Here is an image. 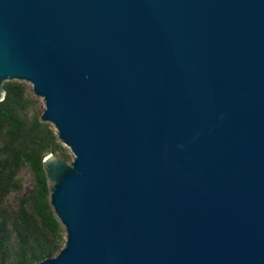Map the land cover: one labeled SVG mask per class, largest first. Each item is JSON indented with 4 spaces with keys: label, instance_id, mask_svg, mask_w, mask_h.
I'll return each instance as SVG.
<instances>
[{
    "label": "water",
    "instance_id": "obj_1",
    "mask_svg": "<svg viewBox=\"0 0 264 264\" xmlns=\"http://www.w3.org/2000/svg\"><path fill=\"white\" fill-rule=\"evenodd\" d=\"M12 80L73 155L33 264H264V0H0Z\"/></svg>",
    "mask_w": 264,
    "mask_h": 264
},
{
    "label": "trees",
    "instance_id": "obj_2",
    "mask_svg": "<svg viewBox=\"0 0 264 264\" xmlns=\"http://www.w3.org/2000/svg\"><path fill=\"white\" fill-rule=\"evenodd\" d=\"M0 101V264H33L55 255L64 242L60 222L49 204L42 165L49 153L63 150L54 128L39 120L37 99L25 82L6 81ZM33 173L23 193L18 173ZM17 194L16 204L9 196Z\"/></svg>",
    "mask_w": 264,
    "mask_h": 264
},
{
    "label": "rangeland",
    "instance_id": "obj_3",
    "mask_svg": "<svg viewBox=\"0 0 264 264\" xmlns=\"http://www.w3.org/2000/svg\"><path fill=\"white\" fill-rule=\"evenodd\" d=\"M26 83V82H25ZM29 92L32 94V87L29 83H26ZM35 99H37V110L39 111V115L41 114L42 110L44 109V105L41 99L37 98L34 96ZM63 146V150H61L60 152H55L53 153L55 156L62 158L66 161H69L72 159L73 155L71 154L70 150L64 146ZM18 178L20 179L21 183H22V188H23V193H28L32 187H33V173L26 167L22 168L19 173H18ZM18 199V195L17 194H11L8 198L9 200V204L14 205L16 204V201ZM62 235L64 236V230L62 231Z\"/></svg>",
    "mask_w": 264,
    "mask_h": 264
}]
</instances>
